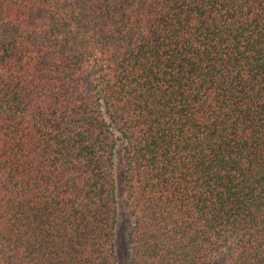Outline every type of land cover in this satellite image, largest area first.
Listing matches in <instances>:
<instances>
[{"label":"trees","instance_id":"1","mask_svg":"<svg viewBox=\"0 0 264 264\" xmlns=\"http://www.w3.org/2000/svg\"><path fill=\"white\" fill-rule=\"evenodd\" d=\"M264 264V0H0V264Z\"/></svg>","mask_w":264,"mask_h":264},{"label":"rangeland","instance_id":"2","mask_svg":"<svg viewBox=\"0 0 264 264\" xmlns=\"http://www.w3.org/2000/svg\"><path fill=\"white\" fill-rule=\"evenodd\" d=\"M131 226L132 220L127 215L126 209L122 207L117 234L119 264H131L132 247L128 237ZM214 264H225V259L223 257H219Z\"/></svg>","mask_w":264,"mask_h":264}]
</instances>
